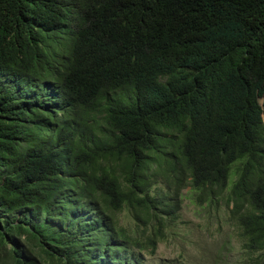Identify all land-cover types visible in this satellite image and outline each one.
I'll return each mask as SVG.
<instances>
[{"label": "trees", "instance_id": "trees-1", "mask_svg": "<svg viewBox=\"0 0 264 264\" xmlns=\"http://www.w3.org/2000/svg\"><path fill=\"white\" fill-rule=\"evenodd\" d=\"M186 190L264 264V0H0V264H144Z\"/></svg>", "mask_w": 264, "mask_h": 264}, {"label": "rangeland", "instance_id": "rangeland-1", "mask_svg": "<svg viewBox=\"0 0 264 264\" xmlns=\"http://www.w3.org/2000/svg\"><path fill=\"white\" fill-rule=\"evenodd\" d=\"M196 196L189 190L183 192V209L170 230L169 243L161 244L155 255L143 254L144 264H208L214 254L226 264L241 256L226 203L201 205ZM129 221L127 217L125 222Z\"/></svg>", "mask_w": 264, "mask_h": 264}]
</instances>
